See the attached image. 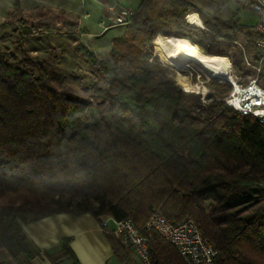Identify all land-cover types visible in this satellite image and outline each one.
Here are the masks:
<instances>
[{
	"label": "trees",
	"instance_id": "1",
	"mask_svg": "<svg viewBox=\"0 0 264 264\" xmlns=\"http://www.w3.org/2000/svg\"><path fill=\"white\" fill-rule=\"evenodd\" d=\"M194 12L203 29L186 22ZM220 26L191 0H142L107 59L74 46L101 78L85 100L0 53V249L29 254L19 222L89 213L146 233L158 209L174 223L191 218L214 244L216 264H264V124L224 102L228 83L211 81L206 103L184 91L150 50L158 34L175 36L230 55L243 76L236 30L222 41ZM248 37L254 47L252 27ZM262 54L256 49L255 63ZM63 250L76 262L68 239ZM149 256L185 264L156 233Z\"/></svg>",
	"mask_w": 264,
	"mask_h": 264
},
{
	"label": "rangeland",
	"instance_id": "2",
	"mask_svg": "<svg viewBox=\"0 0 264 264\" xmlns=\"http://www.w3.org/2000/svg\"><path fill=\"white\" fill-rule=\"evenodd\" d=\"M68 1L73 4V10L79 11L82 7L84 12H89L87 21L91 25L90 30L102 31L98 37L89 38L85 31L79 27L80 16L76 18L78 22L75 24V18L66 17L56 8L35 6V0H18L19 6L15 7L4 20L0 21V53L10 55L11 59L20 62L31 75L41 78L43 82L54 84L76 98L85 100L92 93V84L101 81V78L98 71L83 56L75 52L74 46L81 44L91 51L98 60L107 59L112 47L111 37L118 31V28L105 31L99 26L98 22L105 18L101 2L100 5L95 4L92 7V2L90 3L88 0ZM191 1L206 15H214L226 23L225 27H219L222 41L231 37L232 29L236 30V39L241 47V55L238 59H242L240 67L244 75L236 74L231 56L228 55L224 57L230 63L231 77H236L238 85H245L244 80L248 82L256 78L259 86L264 88V63H255L256 49L248 37L252 25L257 20V13L248 4L239 0ZM41 2L47 4L46 0H41ZM52 2L64 6L67 0H53ZM35 9L38 11L35 12ZM43 13L46 17H42ZM197 14L199 16V13ZM191 25L194 30L204 28L203 23L201 27ZM77 27H79V30ZM125 27H123V32ZM79 32L82 35H79ZM158 36L175 37L158 34L150 45L152 57L155 56L160 63L174 71V77L178 84L186 79L191 85L189 91L194 92L197 89L203 103L209 101L207 95L211 92V88L208 84L211 81L221 88L222 85L228 83L226 80L210 78L200 72L193 71L191 68L182 71L169 65L166 61V54L157 43ZM197 45H199L202 52L207 50L205 45ZM257 67L260 70H257ZM189 76H192V82L189 80ZM198 79L207 81L206 85L204 84L203 87ZM231 89L232 86L230 85ZM261 186H264V184ZM119 240L121 241V239Z\"/></svg>",
	"mask_w": 264,
	"mask_h": 264
},
{
	"label": "crops",
	"instance_id": "3",
	"mask_svg": "<svg viewBox=\"0 0 264 264\" xmlns=\"http://www.w3.org/2000/svg\"><path fill=\"white\" fill-rule=\"evenodd\" d=\"M46 1L47 4L42 3L41 0H35V6L56 8L66 17L75 18V24L78 22L76 18L80 14H86L85 18L79 19V27L85 31L89 38L98 37L102 32L90 30L91 25L87 21L89 12H84L82 7L79 11H75L71 1L67 0L64 6L55 4L52 2L53 0ZM106 1L88 0V2H92V7L101 2L103 10L105 9L103 3ZM114 1L128 9L136 10L142 0ZM14 2L15 0H0V21L8 16V12L12 9ZM123 27L124 25H111L105 29L107 31L112 28H118L117 34L112 35L110 43L123 32ZM103 220L98 221L89 213L76 215L61 212L27 223L19 222L21 231L26 239L29 254L11 256L5 249H0V264H140L133 252L119 238L111 235L108 229L102 226ZM112 226V222L108 221V228L110 229ZM108 236L113 237L112 242ZM67 239L68 246L76 262L63 250V243Z\"/></svg>",
	"mask_w": 264,
	"mask_h": 264
},
{
	"label": "built area",
	"instance_id": "4",
	"mask_svg": "<svg viewBox=\"0 0 264 264\" xmlns=\"http://www.w3.org/2000/svg\"><path fill=\"white\" fill-rule=\"evenodd\" d=\"M248 4L256 13L257 20L252 25L254 36V47L264 52V0H239ZM105 7V18L99 21V26L103 30L111 25H128L135 14V10L121 6L114 0H107L103 3ZM79 19L85 18L86 14H80ZM79 30V28H77ZM79 35H82L79 32ZM238 44V42H236ZM240 46V44H238ZM264 63V54L259 59ZM257 70H260L257 67ZM192 77V76H191ZM189 80L192 82V78ZM235 83L236 77H233ZM198 81L204 87L207 81ZM181 85V84H180ZM224 97V102L243 114H250L259 123L264 124V88L260 87L257 79L249 80L245 85H238L239 91H235L234 85ZM184 91L186 89L181 85ZM206 88V87H205ZM194 92H198L197 89ZM108 221L112 222V227L108 228ZM102 226L108 232L121 239L136 257L140 264H152L150 261V242L152 233H156L163 240L171 244L185 264H216L217 250L214 244L205 238L201 230L191 218H185L177 223L170 221L158 209L153 210L145 222L146 233L140 232L134 223L129 219L115 220L111 217L102 221Z\"/></svg>",
	"mask_w": 264,
	"mask_h": 264
},
{
	"label": "bare ground",
	"instance_id": "5",
	"mask_svg": "<svg viewBox=\"0 0 264 264\" xmlns=\"http://www.w3.org/2000/svg\"><path fill=\"white\" fill-rule=\"evenodd\" d=\"M185 19L190 24L202 25L197 13H190ZM157 43L166 54V61L169 65L182 71L191 68L210 78L226 80L230 85H234L235 91H239V87L230 75V63L226 57L206 54L200 50L199 45L177 37L158 36ZM180 84L187 90L191 89L186 79H183Z\"/></svg>",
	"mask_w": 264,
	"mask_h": 264
}]
</instances>
